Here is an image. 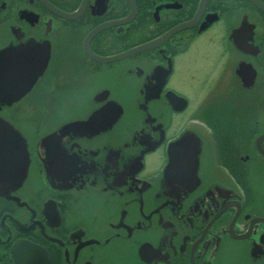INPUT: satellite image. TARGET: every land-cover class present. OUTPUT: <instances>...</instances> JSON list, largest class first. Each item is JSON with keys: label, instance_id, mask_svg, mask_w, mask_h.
<instances>
[{"label": "flooded vegetation", "instance_id": "af4514ba", "mask_svg": "<svg viewBox=\"0 0 264 264\" xmlns=\"http://www.w3.org/2000/svg\"><path fill=\"white\" fill-rule=\"evenodd\" d=\"M0 80V264H264V0H0Z\"/></svg>", "mask_w": 264, "mask_h": 264}, {"label": "water", "instance_id": "95a60500", "mask_svg": "<svg viewBox=\"0 0 264 264\" xmlns=\"http://www.w3.org/2000/svg\"><path fill=\"white\" fill-rule=\"evenodd\" d=\"M142 48L143 46H139L131 51ZM3 82L0 80V101L12 103L23 96L34 80H29L21 90L12 87L15 81L10 86ZM28 164L29 153L25 138L14 126L0 118V194L7 193L9 189L23 182Z\"/></svg>", "mask_w": 264, "mask_h": 264}]
</instances>
